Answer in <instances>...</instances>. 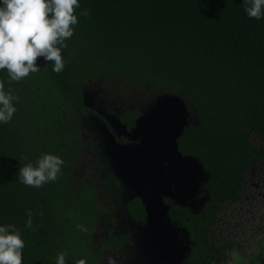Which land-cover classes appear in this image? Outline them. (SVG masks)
<instances>
[{"label": "trees", "instance_id": "trees-1", "mask_svg": "<svg viewBox=\"0 0 264 264\" xmlns=\"http://www.w3.org/2000/svg\"><path fill=\"white\" fill-rule=\"evenodd\" d=\"M243 2L80 0L63 71L50 62L9 82L0 70L5 90L19 97L11 122L0 123V224L22 231L23 264H55L61 251L67 264L136 261L145 209L114 175L102 118L132 127L139 111L166 96L190 109L179 149L208 174L202 212L173 206L169 214L189 235L186 264H230L232 244L218 243L213 228L225 205L241 198L246 171L264 158L251 144L252 136L264 144V19H249ZM96 86L109 97L89 104L84 90ZM42 153L63 159L58 178L40 188L20 183L21 162Z\"/></svg>", "mask_w": 264, "mask_h": 264}, {"label": "water", "instance_id": "water-1", "mask_svg": "<svg viewBox=\"0 0 264 264\" xmlns=\"http://www.w3.org/2000/svg\"><path fill=\"white\" fill-rule=\"evenodd\" d=\"M37 62L42 66L51 61L41 57ZM190 113L183 99L161 97L146 112V118H137L131 130L132 139L136 141L134 146L117 153L119 146L111 133L107 141L115 173L145 209V224L139 225V235L145 229V232H152L158 249V264H186L190 251L189 235L173 225L169 217L171 206L165 199L182 208L196 210L197 214L209 199L204 188L208 174L203 165L198 158L184 155L179 149V139ZM122 127L127 130L126 126ZM181 234H185V239Z\"/></svg>", "mask_w": 264, "mask_h": 264}, {"label": "clouds", "instance_id": "clouds-1", "mask_svg": "<svg viewBox=\"0 0 264 264\" xmlns=\"http://www.w3.org/2000/svg\"><path fill=\"white\" fill-rule=\"evenodd\" d=\"M78 8L80 0H0V70H6L9 82L22 81L39 71L37 60L41 57L52 62V71H63L62 49L78 26ZM243 10L249 19H264V0H244ZM88 14L87 10L80 13ZM18 101L0 82V123L11 122ZM63 164L58 155L42 153L35 162H21L17 179L25 186L40 188L58 178ZM26 215L25 227L31 229L33 213L28 210ZM77 228L88 231L84 225ZM25 247L22 231L15 224H0V264H23ZM55 264H67L66 252L58 253Z\"/></svg>", "mask_w": 264, "mask_h": 264}, {"label": "rangeland", "instance_id": "rangeland-1", "mask_svg": "<svg viewBox=\"0 0 264 264\" xmlns=\"http://www.w3.org/2000/svg\"><path fill=\"white\" fill-rule=\"evenodd\" d=\"M38 64L41 66L40 63ZM84 91L90 101L89 104L94 103L92 100L95 98L109 97L106 89L99 86ZM139 113V118L148 116L146 112ZM251 144L258 149L264 148V144L257 136H252ZM145 230L139 235V227H137L135 250L132 251V256L137 259L130 264H158L157 245L152 232ZM181 237L185 239V234H181ZM213 237L218 243L232 244V250L228 252L231 264H248V261L249 264H264V158L246 171V182L241 199L226 204L218 214ZM125 258L130 261V253ZM102 264H109V261L105 260Z\"/></svg>", "mask_w": 264, "mask_h": 264}, {"label": "flooded vegetation", "instance_id": "flooded-vegetation-1", "mask_svg": "<svg viewBox=\"0 0 264 264\" xmlns=\"http://www.w3.org/2000/svg\"><path fill=\"white\" fill-rule=\"evenodd\" d=\"M140 112V111H139ZM139 114L138 113V116L136 117V120L135 122L137 121V118L139 117ZM102 120L105 121V123L103 124L105 130H111V134L114 136L115 138V141H116V145H118L119 147L117 148L116 152H120L121 149H124V148H128L129 146H134L136 144V141L132 139V136L133 133H131L134 125L132 127H128L126 131H124L122 128V125L120 123H118L117 120H113V118H111L109 115L105 114L104 117L102 118ZM121 126H120V125ZM122 127V128H121ZM116 176V178L118 179H121L119 177V175L117 173L114 174ZM244 189V188H243ZM242 195V194H241ZM241 199V198H240ZM239 199V200H240ZM165 203L170 205L171 208H170V211L172 209L173 206H177L174 204L173 201H171L170 199H165ZM180 207V206H179ZM182 208V207H181ZM184 209V208H183ZM188 209V208H186ZM189 210V209H188ZM192 214H197V211L196 210H189ZM170 214V212H169ZM170 217V216H169ZM171 218V217H170ZM172 221V219H171ZM173 223V221H172ZM174 226H177V224L173 223ZM190 242V241H189ZM256 256V254H253ZM230 257V256H229ZM258 258H260V256H258ZM261 259V258H260ZM229 262H230V259H229ZM249 264V261L247 262ZM231 264V263H230ZM255 264V263H254Z\"/></svg>", "mask_w": 264, "mask_h": 264}]
</instances>
